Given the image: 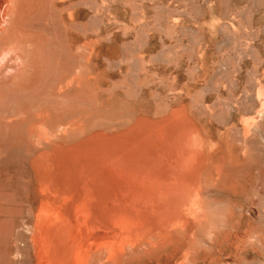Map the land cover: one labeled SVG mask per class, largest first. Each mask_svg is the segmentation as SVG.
I'll list each match as a JSON object with an SVG mask.
<instances>
[{
  "label": "bare ground",
  "instance_id": "1",
  "mask_svg": "<svg viewBox=\"0 0 264 264\" xmlns=\"http://www.w3.org/2000/svg\"><path fill=\"white\" fill-rule=\"evenodd\" d=\"M24 1L29 0H0V95H2L1 92L4 88L14 87L15 85L3 84L8 80L10 81L12 76H3L1 70L5 66V64L3 66V61L8 57L7 54L9 55V53L13 51L16 52L14 49L17 46L13 48L14 44L11 45L13 47L7 45L13 41L11 37L13 29L15 28V23H21L23 16L21 8L24 7ZM51 2L49 3L50 5L53 3ZM21 52L22 51H20V53ZM11 55L13 54L11 53ZM21 56H23V54H21ZM24 59L22 61V57H20L21 62L19 61L20 65L17 66L18 69L20 66H23ZM254 80H256V78ZM235 85L237 84H232L230 86L223 84H204L203 89H199L200 92L197 90L200 95L197 96L198 94L195 93L197 98L194 94L196 100L195 106L193 105L195 109L194 112L198 116L197 121H194L196 119L193 120V118L189 116L186 109L187 107L183 104L171 110L169 114L167 112L168 115H163V118L154 121L150 120L151 118H147L146 116L148 115L145 116L146 118L144 115H140L137 118L134 116L135 121H133L134 119L132 120L133 124L129 121L131 125L127 124L129 125L128 128L125 127L122 131L115 132L111 135H109L110 133L103 132V129L102 131H96L92 134L90 131L88 133L91 135L87 133L88 137L86 134V138L82 136L81 138L84 139L79 138L80 141L78 140L79 142L77 143L74 141V144H72L73 141L68 138L69 134L79 132L80 135L84 133L82 131H84L86 125L83 127L84 123L80 122V120L69 119L67 116L68 114L65 115L64 113V116L60 114L61 116H59V118H63L62 122H57L55 126H53L51 122L52 127L49 125V121L53 114L51 111L49 112L46 107L45 109L44 105L43 108H32L29 112L27 111V114H24L22 111L23 109L21 110L18 105H14L11 109V116H14L15 119H6L7 116L0 113V125L2 126V123L17 124L20 122L19 125L17 124L19 127L17 126L18 129L16 127V131L13 129V125L11 126V131H14L9 132L10 135L13 136L15 132L17 137L18 135L21 136L20 138L24 140V142L26 140L33 146V150L35 149L38 151L32 155L27 176L25 174L31 192L28 204L25 202V205L29 207V214L27 216L23 214L27 217L26 219L25 217L23 218V226H21L22 224L20 223L22 219L15 222L20 223V228L24 227L25 229H23L28 233L29 239L26 238V242L23 241L27 243L28 239L32 245L28 244V247H32V255H34L33 257L35 258V264H238V262L240 263V261L245 258L243 256L244 258L242 260H240V258L238 259V255L241 254L242 251L249 247H253L255 251L257 245H262L261 243L264 242V231L261 234L262 229L260 231L261 227L256 223L264 211L261 207V205L264 207V204H259L260 199H262L260 194V186L262 184L255 183V179L253 180V176H251L252 173H246L244 168L247 166L246 150L249 148L246 149L248 145L246 146L245 144L249 138L248 135H251L249 134L251 130L256 134L254 129L258 127V124L260 126L259 122H263V118L260 116L263 115L264 117V114H260V109L262 105H264V88H262L261 85L253 84L254 88L256 87V96L255 99H251L252 94L250 95L248 90L250 87H247L249 84L243 85V89L240 91L234 90V87L235 89L237 88ZM63 86L64 85H61L58 88V95L59 93H64ZM71 86L72 83L66 84L68 88ZM89 87L90 86H88V88ZM229 87L233 88L230 89ZM73 88L75 87L73 86ZM254 88L250 90L253 91ZM66 89L67 88H65V90ZM173 89H175V87ZM80 91L82 92V90ZM187 91H189V89H187ZM169 92L172 93L170 89ZM182 92L183 90L181 94ZM157 93L158 92H156V95ZM178 93L179 92H177V94ZM139 94L137 96H139ZM94 95L96 94L94 93ZM249 96L251 100H255L256 102H251L250 100L251 103H255V106L249 103V105L252 106L251 109L249 107V110H251V112L249 111L251 113H249V115H251L250 117L242 118L240 121H231L221 124L222 126L224 125L221 129L218 121L220 120V116L217 117L219 118L217 119L219 125L213 123L212 118L216 121L213 117L216 109H214L215 107H212L211 104L208 105V102L212 101L213 103H217V105L223 104L225 106L224 108L231 110L233 103L242 105V103H244L243 101H248L245 98ZM172 97L173 96H171V98ZM151 98H153V96ZM84 100L86 101L88 99L84 98ZM121 102L123 101L121 100ZM245 104L246 103H244V106L247 107L248 105ZM105 107L106 106H104V108ZM219 108H221V106ZM262 108H264V106ZM55 109L56 108H54V110ZM242 110L248 112V107ZM63 111H65V109ZM103 111H105V109ZM112 111L113 110H111V112ZM221 111H223V113L225 112L222 109ZM233 111L234 110H232V112ZM67 112H69V109H67L66 113ZM228 112L230 113V111ZM228 112L226 113L228 114ZM123 113L124 112H121V114ZM220 113L217 114L221 115ZM223 113L221 116L226 118L227 114L224 113L223 115ZM231 115L230 113L229 118L231 117L232 119ZM111 116H113L112 113ZM78 117L80 118V116ZM78 117L75 116L74 118ZM222 117L221 119L225 121V118L223 119ZM93 118L91 120H93ZM123 118H126L125 115ZM259 118H261V121ZM80 119L82 120L83 118L81 117ZM222 120L220 122H222ZM88 122L90 121L88 120ZM117 128H119V126ZM8 129L9 127L7 126V131ZM91 130L94 131L93 129ZM114 131L117 130L115 129ZM257 132L261 131L258 129ZM2 134H4L3 131ZM259 135L261 134L259 133ZM2 136H5V134ZM15 136L14 138L16 139ZM70 137H72V135ZM262 137L263 135L261 139ZM61 138L65 140L69 139L72 143L62 144L60 142ZM255 138H252L254 139L253 141H255ZM252 139L250 137V141H248L251 142ZM4 143L6 142L4 141L2 144L4 145ZM251 144L248 147L253 148L251 147L253 144ZM29 150L31 149L29 148ZM248 151L253 150L250 149ZM255 154L254 156L252 155V158L256 157ZM26 155L25 153L24 156L22 154L23 157ZM5 156L0 158V160L3 159L2 161H6L7 163L9 159H5L7 158V154H5ZM22 156L19 158L22 159ZM255 161L256 160H254V163ZM10 162H12V160ZM19 162L22 163V160ZM19 162L18 165L16 164L17 166L21 164ZM247 162H249V160ZM3 163L5 162L1 163L2 167L4 166ZM13 163L15 162L13 161ZM254 163L251 165L254 166ZM256 164H258V162H256L255 165ZM252 166L250 168H252ZM9 167L11 171L12 166ZM22 168L23 165L21 169ZM24 168L27 170L26 167ZM262 169L261 172H264ZM26 170H24L25 173ZM18 171V173H21L23 170L21 172L20 170ZM256 172L259 173L257 170ZM3 173L1 172L0 174L3 175ZM6 173H4V175H6ZM15 174H17V172H15ZM259 174L262 175V173ZM7 177L9 178V175ZM20 177L18 178L19 180L22 179ZM0 178L3 180L2 177ZM26 178L23 181H26ZM15 180L17 181V178H15ZM13 182L14 180L11 181V183ZM6 184L7 182L5 181L2 185ZM17 186L18 189L20 188L22 190L23 187L21 188V184L20 187L19 185ZM3 187L4 186H1L0 188ZM9 187L10 186H8V189L5 188L9 190ZM26 188H28L27 185ZM10 189L12 190L11 187ZM20 189L18 190L19 192ZM15 190L17 191V189L14 188L12 193L18 192ZM22 191V194L26 192L25 189ZM15 193L13 194L14 197L16 196ZM22 194L20 195L23 196ZM8 197L11 198L10 195H7V198ZM4 198L6 199V196ZM10 202H14V200ZM19 202L20 201L14 204L18 205ZM1 203L2 202H0V204ZM13 207L15 206L11 208ZM15 209L19 210V208ZM5 210L7 211V209ZM24 210H26V208L24 209L23 207V211ZM15 212L13 213L15 214ZM19 213L16 214L18 215ZM12 214L10 213L11 216ZM23 215L18 216L23 217ZM5 216L7 217V214ZM11 216L10 219L12 218ZM1 218L3 219V217ZM8 218H4L5 221ZM14 218L15 216L13 217L15 221L17 218ZM0 225L3 226L2 223H0ZM262 225L264 226V224ZM10 226L11 225H9V227ZM15 226L14 227L18 231V224H15ZM6 232L7 229L5 230V233ZM5 233H2L4 235L3 239H6ZM18 233L16 234L18 235ZM2 234L0 233L1 236H3ZM21 234L22 232L19 233V235ZM17 235L15 238L13 237V239L19 242L17 244H20L21 240H19V238L22 239V237ZM11 237L10 239H12ZM16 237L19 238L17 239ZM0 239L3 240L2 238ZM4 241L3 243L6 242ZM16 241L13 242L12 240L14 244ZM24 242L23 246H26L27 244L25 245ZM19 246H14L16 249H19L16 250L18 251L17 254L19 251L23 252L20 250L21 247L19 248ZM260 247L259 249L262 248ZM24 248L25 251L28 250L27 247ZM257 249L258 248H256V251ZM14 255L12 257H14ZM23 255L24 252L22 256ZM14 258H16V256ZM15 260L18 261L20 258L14 259V261ZM29 261L30 260L27 261V264H29ZM255 261L253 259V263ZM257 261L259 262L258 258ZM246 263L252 264L249 261Z\"/></svg>",
  "mask_w": 264,
  "mask_h": 264
},
{
  "label": "rangeland",
  "instance_id": "2",
  "mask_svg": "<svg viewBox=\"0 0 264 264\" xmlns=\"http://www.w3.org/2000/svg\"><path fill=\"white\" fill-rule=\"evenodd\" d=\"M48 1L49 0H29L24 1L23 3L24 7L21 8L23 14L21 23H15V28L13 29L11 37L13 41L7 45L10 47L14 44V47L11 46L13 48L17 46L14 49L16 50V52H11L13 55H11V53H9V55L7 54L8 57H6V59L3 61V66L5 64V69L3 67V69L1 70L3 76H12V79L10 81L8 80L3 84L15 85L14 87H8L2 90V95H0V113L5 114V116H7L6 119H15L14 116H11V109L14 105H18L21 110L23 109L22 111L24 112V114H27L34 107L43 108L44 105V108L46 107L48 111H51V113L54 115H52L51 120L49 121L50 126H52V124L53 126H55L57 122H62L63 118H59V116H61L60 114L64 116V113L65 115L68 114L67 116L69 117V119L72 118L80 120V122L84 123L83 127L84 125H86L85 129L86 131L88 130L87 132L84 129V131H82L84 133L80 132V135L79 132L69 134L68 138H70L73 143L69 139L65 140L64 138H61L60 142L62 144H74V141L75 143H77L80 141V139H84L81 137H85V135L90 131L92 134L96 131H102L103 129V132L108 134L110 133L109 135L115 132H120L123 130V128H128L129 125L133 124L132 120L134 119L133 121H135L134 116L137 118L140 115H144V117L148 115L150 117H146L149 119L151 118L150 120L154 121L163 118V115H168L171 110H174L183 104L184 106L186 105L185 107H187L186 109L189 113V116H191L193 120L196 119L194 121H197L198 116L194 112L196 100L194 94L196 93L198 94L197 96H199V89H203L204 84H223L227 86L237 84L235 85L237 88L235 89L234 87V90L236 91L242 90L243 85L249 84V86L247 85L248 88L250 87L248 89L249 94H254L253 96L251 95V99H255L256 96V87L254 88L253 84L261 85V87L264 88V0H104L102 21L101 16L99 17V14L97 18L94 15L90 16L86 9L80 7V0H60V2L59 0H52L53 3L50 1L52 5H50V2ZM20 51L24 52L20 53ZM21 54H23V56H21ZM20 57H22V61L24 58L26 60L24 59L23 66H20L18 69L17 66L20 65L21 62ZM16 69H18L19 71ZM193 72L195 75L193 74ZM255 78L256 80H254ZM71 83V87H66V84ZM61 85H64V93H59L58 95L57 91ZM73 86L77 90L73 88ZM88 86L90 87L88 88ZM174 87L175 89H173ZM65 88L67 89L65 90ZM71 88L73 91L71 90ZM229 88L232 89L233 87ZM252 88H254L253 91L250 90ZM169 89L172 93H174H170ZM171 89H173L174 91ZM180 89L181 91L183 90L182 94ZM187 89H189V91H187ZM80 90H82V92ZM88 90H90L91 92ZM155 91L158 92L159 95L158 93L156 95ZM177 92H179L181 95L179 93L177 94ZM94 93L96 95H94ZM138 94L139 96H137ZM152 96L153 98H156L153 99L151 98ZM168 96L170 97V101ZM171 96L173 97L171 98ZM84 98L88 100L85 101ZM245 99H247L249 102ZM245 99L244 100L246 102H243L246 103L245 105H248V112L246 110H242L243 108H247L246 106H244V103H242V105L233 103L234 109L233 107H231V110H229L228 108H224L225 106L223 104L217 105V103L215 102H208V105L211 104L212 107H215L214 109H216V112H214L213 116L216 121L212 118L213 123L218 124L219 121L220 125H218L221 129L224 126H222L221 124L231 121H240L242 118L250 117L251 115H249V113L251 112V110H249V107L251 109L252 106H255L256 102L255 100H251L250 96L246 97ZM121 100L123 102H121ZM250 100L251 102L255 103H251ZM249 103L252 106H250ZM104 106H106L107 108H104ZM169 106L172 108H170ZM220 106L221 108H219ZM263 106L264 105H262V107ZM262 107L260 109V114H264V108ZM54 108H56V111L54 110ZM166 108H169L170 110H167ZM64 109L65 111H63ZM67 109H69V112L66 113ZM104 109L105 111H103ZM221 109L225 111V114H227L226 112L230 111V113L232 114V119L231 117L229 118V112L226 115V118H228L229 120L224 116L222 117L221 115L223 111H221ZM111 110L113 111L111 112ZM126 110H129V113ZM232 110L234 111L232 112ZM121 112H124L125 114H121ZM111 113L113 116H111ZM217 113H220L221 115ZM122 115H125L126 118H123ZM75 116H80V118L82 117L84 121L79 117L74 118ZM218 116H220V120L217 121V119H219L217 118ZM130 117L133 118L131 119ZM221 117L223 119L225 118V121L222 120ZM260 117L263 118V122H259L260 126L258 124V127L254 129V132H256V134L253 133V130H251L252 133L251 131L249 133L251 135H248V140L250 139V137L252 139L253 137L255 138V136L257 138L258 136V138H255V141H253L254 139H252L251 142H249L250 140H247L248 144H245L246 146H249L253 141V145L251 144V147L253 148H250L248 146L246 148H249L248 150L251 149L253 151L246 150L247 166L246 168H244V171L246 173L251 172V176H253V180L255 179V183L263 185V188L262 185L260 186V194L262 199H260L259 204H264V172H261V169L264 167V155H262L264 154V117L263 115ZM92 118L93 120H91ZM261 118H259V120ZM88 120L90 122H88ZM221 120L222 122H220ZM98 121L100 122L101 126ZM129 121H131V124H129ZM19 123L17 124L19 125ZM15 124L16 123H2V126L0 125V145L4 141L6 142L4 143V145L2 144L0 146V158L7 154V158H5L6 156L4 158L6 160H12V162L8 160L7 163L6 161H2L3 159L0 160V162H5L3 163L4 168L1 165L2 162L0 163L1 172H7L6 175H4V173L3 175L0 174V177L2 178L6 176L3 178L4 181L0 178V182H2L0 183V187L4 186L3 188H0V202H2L0 204V223H2L3 225H0V233L4 234L5 230L7 229V232L5 233L6 239L4 238L6 242L3 239L4 235H0V238L3 239H0V264H27L28 260H30L29 264H35V258L33 257L34 255H32V245L28 240V233L24 230V227V229L22 227L20 228L19 225L21 223V226H23V218L29 214V207L28 205H25V202H27L28 204V201L31 197V192L26 176L28 174L27 171L30 165V159L32 155H34L38 151H36L35 149L33 150V146L30 145L26 140L24 142V140L20 138L21 136L18 135L17 137L15 132L13 136L10 135L9 132L14 131H11L12 125L15 131L19 127L17 124ZM89 124L91 128L89 127ZM117 125L119 126V128H117ZM7 126L9 127L8 131ZM91 129H93L94 131H92ZM115 129L117 131H114ZM256 129L257 131L259 129V131L261 132H257ZM2 131L5 136H2L4 135L2 134ZM259 133L261 135H259ZM88 134L86 135L87 137ZM71 135L74 139L70 137ZM262 135L263 137L261 139ZM14 136L16 137V139L14 138ZM17 145L20 147H18ZM29 148L31 150H29ZM24 153L25 155H28L23 157ZM251 154L253 156L255 154L256 157L252 158L253 156ZM21 156L22 159L19 158ZM16 158L18 161L16 160ZM19 159L22 160L23 164L19 162L21 161ZM247 159L249 160V162H247ZM251 159L253 160V162ZM254 160H256L255 163L258 162V164L255 165ZM13 161L15 163H13ZM18 162L21 163L19 166H17ZM253 163L254 166L251 165ZM8 165L12 166V172L10 171V167ZM22 165L23 168L21 169ZM251 166L252 168H250ZM5 167L8 168L6 169ZM24 167H26L27 170ZM263 169L262 171H264ZM18 170H20V172L22 170H26V173L25 171H22L24 174L22 172L18 173ZM256 170L259 171V173H262V175L256 172ZM15 172H17L18 175L15 174ZM7 174L9 175V178L7 177ZM22 174L24 176L26 174V176L24 177ZM19 177L22 179L19 180ZM15 178H17V181L15 180ZM25 178L26 181H23ZM258 179L261 181V183ZM13 180L14 182L11 183V181ZM5 181L7 182V184L2 185ZM24 182L26 183L28 188H26ZM8 184L13 185L14 188L17 189V191L20 189H18L17 185H19L20 187L21 184V188L23 187L26 191L24 192L26 198L24 196V193H21L23 192L22 190H24L22 188V190L20 189V192L18 191L19 193L15 190L17 192H14L15 195L17 196L18 194L17 197H21L16 199L17 197H14V193H12L14 191L13 186ZM8 186H10L12 190L10 189V187L9 190H7ZM20 194H22L24 197ZM7 195H10L11 198L8 197V199ZM5 196L7 200L4 198ZM10 199L12 201L14 200V202H10ZM18 201L24 204L22 205L19 202V206L15 205L16 202L18 203ZM9 204H13L12 206L15 207L11 208L12 206ZM23 207L24 209L26 208V210L23 211ZM261 207L262 210H264L263 205H261ZM4 208L7 209V211ZM15 208H19L20 211ZM11 209L13 210V212L18 211L15 212V214L20 212L18 215H26L20 217L17 214L15 215ZM2 212H8L9 215L8 213H6V217V214H3ZM10 213H13L12 216L10 215ZM263 213L259 217L260 220L258 219L259 222H256L257 225L261 227L260 231L262 229L261 234L264 231V226L262 225L264 224ZM10 216L12 217L11 219ZM14 216V219H16L18 216L19 220L17 218L14 221ZM1 217H3V219ZM4 218L8 219L5 221ZM26 218L27 217H25V219ZM20 219H22V221H20ZM16 221H20V223H15ZM15 224H18L19 226L18 231L15 228ZM9 225L11 226L9 227ZM5 226H8L10 229ZM18 232H22V234L19 235ZM16 233H18V235L22 237V239L16 237L17 239L19 238V240H21L20 244H17L19 242H17L16 240V243H13L15 242L13 237L15 238V236L17 235ZM23 233L26 235H24ZM10 237L12 239H10ZM26 238H28L27 243H25ZM3 241L5 243H3ZM23 242L25 243V245H27L23 246ZM28 244L31 246L28 247ZM261 244L264 246V242ZM262 245L256 246V248L258 249L260 246L262 247H260L261 249L259 250L257 249V251L255 246V251L253 247H249L246 250L242 251L241 254L238 255V259L240 258V260H242L244 257L245 258L240 261V263L238 262V264H245L247 261L251 262L252 264H264V248ZM14 246H19V248L21 247L20 250L24 252V255L22 256L23 252L20 251L17 254L18 251L16 250L19 249H16ZM22 246L23 248L27 247L28 250L25 251V248L23 249ZM13 255L14 257L16 256V258L12 257ZM18 258H20V260L14 261V259ZM257 258L259 259V262L257 261ZM253 259L254 261L256 260L254 263Z\"/></svg>",
  "mask_w": 264,
  "mask_h": 264
},
{
  "label": "crops",
  "instance_id": "3",
  "mask_svg": "<svg viewBox=\"0 0 264 264\" xmlns=\"http://www.w3.org/2000/svg\"><path fill=\"white\" fill-rule=\"evenodd\" d=\"M51 1V0H49ZM80 7L86 9L90 16H95L96 18L101 16L102 21V10L104 8V0H80Z\"/></svg>",
  "mask_w": 264,
  "mask_h": 264
}]
</instances>
